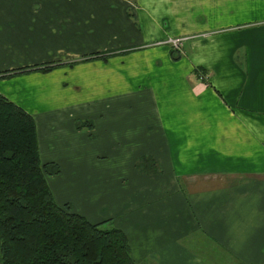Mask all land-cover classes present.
<instances>
[{
    "label": "crops",
    "instance_id": "crops-1",
    "mask_svg": "<svg viewBox=\"0 0 264 264\" xmlns=\"http://www.w3.org/2000/svg\"><path fill=\"white\" fill-rule=\"evenodd\" d=\"M12 1L0 76L63 64L0 79L42 162L137 179L132 252L148 236L160 264H264V0Z\"/></svg>",
    "mask_w": 264,
    "mask_h": 264
},
{
    "label": "trees",
    "instance_id": "trees-1",
    "mask_svg": "<svg viewBox=\"0 0 264 264\" xmlns=\"http://www.w3.org/2000/svg\"><path fill=\"white\" fill-rule=\"evenodd\" d=\"M61 65L32 66L0 79ZM153 164L144 158L137 167L152 175ZM61 173L59 164L42 162L34 117L0 94V264H137L123 230L58 204L48 178Z\"/></svg>",
    "mask_w": 264,
    "mask_h": 264
},
{
    "label": "rangeland",
    "instance_id": "rangeland-1",
    "mask_svg": "<svg viewBox=\"0 0 264 264\" xmlns=\"http://www.w3.org/2000/svg\"><path fill=\"white\" fill-rule=\"evenodd\" d=\"M30 2V0H20V4H29ZM4 3L13 4L15 1L0 0V4ZM21 69L24 68L4 72L1 75ZM72 170L76 171V168L70 166L69 172L65 171L62 176L49 177V185L60 206L72 205L76 212L86 217L90 222L95 224L104 223V228L116 227L123 230L126 227V223H130L129 219L131 214H128L129 211L127 210L132 208L133 210L134 208L138 210L144 207L141 204L126 205V197H132L134 199L133 196L137 195V193H134L137 191L131 190L130 187H123L126 182H130L129 185H133L137 180L130 178L129 174L126 177L122 173L114 176L108 173L102 174L103 176H98V173L88 172L87 170L85 173ZM114 194H116L117 202L112 201L114 204H110L109 202L112 200V195ZM96 196L104 197L106 202L98 204V202H95L97 201ZM126 208L128 209L126 210ZM134 214L138 215L139 213ZM143 217H145L144 214ZM136 227H139L137 222L135 223L134 229ZM155 238L148 236L136 237L142 250L141 252L135 249L132 252V256L135 258L137 264H160V249L153 250L159 243L157 239L160 238ZM212 264H219V261Z\"/></svg>",
    "mask_w": 264,
    "mask_h": 264
},
{
    "label": "built area",
    "instance_id": "built-area-1",
    "mask_svg": "<svg viewBox=\"0 0 264 264\" xmlns=\"http://www.w3.org/2000/svg\"><path fill=\"white\" fill-rule=\"evenodd\" d=\"M179 40H174L173 41V44H174V47L176 48V49H178L179 48Z\"/></svg>",
    "mask_w": 264,
    "mask_h": 264
}]
</instances>
